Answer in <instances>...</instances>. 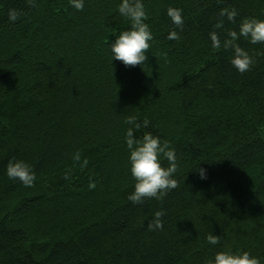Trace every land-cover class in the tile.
<instances>
[{"label":"trees","instance_id":"obj_1","mask_svg":"<svg viewBox=\"0 0 264 264\" xmlns=\"http://www.w3.org/2000/svg\"><path fill=\"white\" fill-rule=\"evenodd\" d=\"M144 2L154 39L144 64L126 67L110 49L129 27L120 0L83 11L0 0V264H206L225 246L264 257V45L236 42L254 61L241 74L209 39L264 19V0ZM168 7L182 9V30ZM10 8L23 13L15 23ZM129 116L176 150L177 187L160 200H128ZM13 157L32 165L34 186L6 176ZM157 210L164 227L149 231Z\"/></svg>","mask_w":264,"mask_h":264},{"label":"clouds","instance_id":"obj_2","mask_svg":"<svg viewBox=\"0 0 264 264\" xmlns=\"http://www.w3.org/2000/svg\"><path fill=\"white\" fill-rule=\"evenodd\" d=\"M86 0H69L70 6L76 11H83ZM31 7H35L37 0H27ZM119 14L126 18L129 27L123 29L111 41L110 49L112 59L122 62L126 67L144 64L147 60V52L154 39L150 25L147 23L148 13L144 0H120L118 4ZM22 12L16 8H10L7 12L8 20L15 23L22 16ZM167 16L176 28L181 29L184 25L182 9L176 7L167 8ZM220 16L226 17L227 21L234 22L238 17L237 10L232 7H224L220 10ZM223 26V20L215 25L216 28ZM223 41L217 31L209 33L211 47L213 49H231V65L241 74L247 72L253 65V56L236 43L241 37L251 44L264 45V19L257 17L243 18L239 23V30L228 32ZM179 32L171 31L167 39L178 40ZM125 123L129 125L124 133V145L128 152L131 176L135 180L134 189L128 195V200L133 204H142L146 199H162L170 190L177 187L175 173L177 172L176 150L167 141L162 140L158 132L149 130L151 122L143 119L142 122L135 116H129ZM154 127V126H152ZM73 161L81 162L80 151L75 152ZM167 161L165 165L164 161ZM82 166L87 165L83 160ZM201 179L207 178V170H198ZM6 176L12 181H20L25 187H32L36 182V173L32 165L24 159L13 157L9 160L5 169ZM164 210L155 211L148 223L149 231L163 229ZM206 243L217 246L221 243L218 234L208 233ZM206 264H264V257L254 255L248 250L227 248L225 246L213 254Z\"/></svg>","mask_w":264,"mask_h":264}]
</instances>
